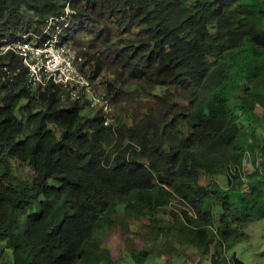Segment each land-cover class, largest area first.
<instances>
[{
	"label": "trees",
	"instance_id": "trees-1",
	"mask_svg": "<svg viewBox=\"0 0 264 264\" xmlns=\"http://www.w3.org/2000/svg\"><path fill=\"white\" fill-rule=\"evenodd\" d=\"M61 17L113 122L58 85L32 89L25 72L0 83V240L12 254L0 264H114L96 237L120 209L213 249L211 264H246L220 250L264 219V176L217 178L264 156V0H0V37L40 36ZM174 201L185 208L166 222Z\"/></svg>",
	"mask_w": 264,
	"mask_h": 264
},
{
	"label": "rangeland",
	"instance_id": "rangeland-1",
	"mask_svg": "<svg viewBox=\"0 0 264 264\" xmlns=\"http://www.w3.org/2000/svg\"><path fill=\"white\" fill-rule=\"evenodd\" d=\"M96 85L99 91L104 92L103 85H98V82H96ZM93 112L89 108L84 111L85 114H92ZM259 136L262 140L264 139V121L259 129ZM257 157H260V155L255 157L254 154H250L247 162L243 163L241 171H238V167L230 166L217 178V182L226 188L229 176L238 172L237 174H240L244 181L248 180L250 186L252 184L250 178L255 180L257 177L255 176L256 163L254 162ZM9 164L12 174L17 178L26 179L30 177L31 171L27 166H21L13 160H9ZM260 188L264 190V183L260 184ZM173 206L176 208L175 210L185 208L178 201H174L172 207L160 211L159 215H162L163 220H166V222L172 220L169 213ZM189 213L194 215L191 210ZM152 219L154 218L152 217ZM150 220L151 217L149 216L137 219L133 213L120 209L115 217V224L98 234L96 239L100 242L102 248L111 251V259H113L114 264H138L135 262L133 255H138L144 251H149L150 255L143 264H211L213 249L209 255L205 256L197 248L179 240L176 235L169 238L164 234L158 235L157 233L161 228H156L153 231L154 226H159L150 224ZM148 225L150 227H146ZM239 231L241 235L231 250H220L221 258H226L229 262L235 254L244 260L246 264H264V219L250 221L242 226ZM0 261L2 263L12 262L11 250L7 248L5 238L0 240Z\"/></svg>",
	"mask_w": 264,
	"mask_h": 264
},
{
	"label": "built area",
	"instance_id": "built-area-1",
	"mask_svg": "<svg viewBox=\"0 0 264 264\" xmlns=\"http://www.w3.org/2000/svg\"><path fill=\"white\" fill-rule=\"evenodd\" d=\"M69 13V7L67 8ZM65 17L51 18L44 26L42 35L29 33L12 37H0V83H7L25 72L28 85L32 89L45 90L50 84L58 85L69 93L73 100L88 102L91 107L105 114L104 124L112 122L113 104L105 93L97 89L81 69L83 57L79 56L64 39L68 27ZM250 153L244 156L247 162ZM256 169L264 176V156L255 160Z\"/></svg>",
	"mask_w": 264,
	"mask_h": 264
},
{
	"label": "clouds",
	"instance_id": "clouds-1",
	"mask_svg": "<svg viewBox=\"0 0 264 264\" xmlns=\"http://www.w3.org/2000/svg\"><path fill=\"white\" fill-rule=\"evenodd\" d=\"M66 30H67V28H66ZM66 30L64 31V39H65V41H66ZM7 35H11V34H7ZM67 42V41H66ZM68 44H69V42H67ZM70 45V44H69ZM75 50V49H74ZM77 52V51H76ZM78 53V52H77ZM79 55V54H78Z\"/></svg>",
	"mask_w": 264,
	"mask_h": 264
}]
</instances>
